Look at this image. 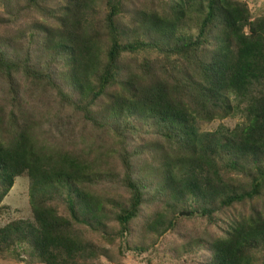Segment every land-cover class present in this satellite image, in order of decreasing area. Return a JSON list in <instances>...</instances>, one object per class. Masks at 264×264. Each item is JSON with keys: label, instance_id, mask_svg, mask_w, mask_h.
<instances>
[{"label": "trees", "instance_id": "1", "mask_svg": "<svg viewBox=\"0 0 264 264\" xmlns=\"http://www.w3.org/2000/svg\"><path fill=\"white\" fill-rule=\"evenodd\" d=\"M0 5L8 23L27 19L33 42L20 52L0 32V214L26 175L33 216L0 227V259L150 253L201 218L205 264H264V10L254 16L246 0ZM50 92L56 110L42 105ZM232 97L245 103L244 121L200 132L199 120L236 111ZM61 107L85 132L47 143ZM106 182L117 197L99 190ZM151 206L154 217L134 226Z\"/></svg>", "mask_w": 264, "mask_h": 264}, {"label": "rangeland", "instance_id": "2", "mask_svg": "<svg viewBox=\"0 0 264 264\" xmlns=\"http://www.w3.org/2000/svg\"><path fill=\"white\" fill-rule=\"evenodd\" d=\"M145 1L146 0H136L137 8ZM246 1L249 4L254 16H258L263 12L264 0ZM149 7L160 9L157 2H154V4ZM0 20V32H6L9 37H12V43L15 47L20 49V52H22L21 50L26 51L30 43H33L29 40L28 36L25 35L27 29V19L23 20L21 23L18 22L17 24L8 23L7 20H9V17L4 15L3 7L0 5ZM1 87L2 86L0 85V104H2L3 98V91ZM42 96L43 99L41 101H44L42 103L43 106L46 107L48 103L52 105L55 110L59 107V105H56L57 98L52 92L48 93V95L42 93ZM232 100L233 104L237 105L236 111L233 114L224 117H216L212 120H199V131L203 133L214 132L221 126L228 129H234L236 126L240 125L244 121V112L242 109L245 107V103L239 102V100L234 97H232ZM43 106L39 107V112L43 111ZM60 110H62L60 112V117L53 121V125H59V129L52 132V136L47 140V143H53L59 139H65L66 133L70 134L71 131H73L75 135L85 132L83 131L85 127L84 122L80 120L78 114H75V112L68 107H61ZM73 114L75 115L72 117V126L70 125V127H67L68 119ZM47 127L48 124L44 123L42 130ZM84 148L86 149V147ZM30 184V178L26 175L16 179L14 187L2 202V206H4L5 209L0 214V227L19 219H33L29 203ZM99 190L110 197L118 196L117 189L109 182L101 185ZM155 210H157V207L155 206L145 208L141 213L140 220L135 222L134 226H140L151 217H154L156 213ZM183 222V227H179L178 231H174L173 233L167 235L161 243L158 244L155 249L156 251H151L153 253L137 254L130 251H124L123 254H119L114 251L111 254L108 253L109 256H100L98 260L94 261V264H205L209 256V252L207 251V243L201 236H205L204 234L207 230V225L201 218H195L192 221L185 220ZM146 225L147 228L145 230L150 233L148 223ZM208 231L217 233L218 227H212L211 229H208ZM192 240L196 242L191 243ZM185 246H188L189 250L185 251ZM0 264L17 263L0 259Z\"/></svg>", "mask_w": 264, "mask_h": 264}, {"label": "water", "instance_id": "3", "mask_svg": "<svg viewBox=\"0 0 264 264\" xmlns=\"http://www.w3.org/2000/svg\"><path fill=\"white\" fill-rule=\"evenodd\" d=\"M183 214L189 215V213H182V215H183Z\"/></svg>", "mask_w": 264, "mask_h": 264}]
</instances>
